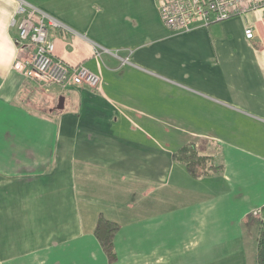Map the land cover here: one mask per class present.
I'll return each mask as SVG.
<instances>
[{"label":"crops","instance_id":"0c3cea01","mask_svg":"<svg viewBox=\"0 0 264 264\" xmlns=\"http://www.w3.org/2000/svg\"><path fill=\"white\" fill-rule=\"evenodd\" d=\"M19 1L0 0V264H259L264 10L175 33L161 0H24L66 24L50 28L56 56L103 78L63 89L16 67L28 57L11 26ZM170 76L194 92L193 122L219 110L221 130H181L221 173L193 177L174 158L184 139L173 147L166 125L144 122ZM102 214L120 225L114 263L95 235Z\"/></svg>","mask_w":264,"mask_h":264},{"label":"built area","instance_id":"2783aa9c","mask_svg":"<svg viewBox=\"0 0 264 264\" xmlns=\"http://www.w3.org/2000/svg\"><path fill=\"white\" fill-rule=\"evenodd\" d=\"M158 9L168 29L175 33H184L198 25L207 26L213 21L234 15L243 16L253 10H264V0H161ZM11 26L17 29L14 42L18 54H28L22 62H17L16 67L25 76L35 80L38 87H101L103 78L99 72L91 70L83 63L68 64L56 56L50 28H67L60 19L40 7L20 0ZM245 34L247 38H253L254 29L247 26ZM128 60V57L125 58V61ZM253 214L259 216L261 209L254 210Z\"/></svg>","mask_w":264,"mask_h":264},{"label":"rangeland","instance_id":"374dc122","mask_svg":"<svg viewBox=\"0 0 264 264\" xmlns=\"http://www.w3.org/2000/svg\"><path fill=\"white\" fill-rule=\"evenodd\" d=\"M220 22H215L214 21L211 23V25H216L219 24ZM218 28V26L216 27ZM201 43L200 46L203 45V47H205L206 45L209 46L206 42L199 40ZM183 49H186V44L185 42H182V47ZM183 56H188V55H183ZM171 57H168V60H170ZM182 57V59L180 58V60H184ZM188 59L186 58V61ZM171 61V60H170ZM144 69H141L142 71H152V72H156L159 75V70L150 66H144ZM164 75V74H163ZM165 77V76H164ZM171 78V79H169ZM167 79L162 77V80H159V82L161 83V97L156 94V92L151 89V94L148 97V102L146 104L147 108H150L149 110L147 108H145V110L147 111H151L148 113H152V115H155V117H149L144 121L146 124H150V126L154 127V125H158V126H167L168 130L165 136H163V134H160V137L164 140V137L166 139V142L168 144H171L173 147H175V145L178 143H180V141L183 140V144L188 143L190 140H188L190 138V134L185 132L183 133V131L181 129H185L187 131H191V129H197L198 127H195V123L200 124L201 127H199V129L201 131H206L204 130L205 124H207L206 122H208L211 125H214L215 128L218 129H222V124H218V120L221 119V116H217V112L219 110H215L216 113H213L212 118H207L206 120L204 118H197V121H194V118L192 117L191 111H190V99L191 97H193L194 92L185 89L184 87L180 86L181 82L176 81L175 77H169ZM166 80V81H163ZM162 84L164 86H162ZM162 98V99H161ZM161 99V100H160ZM161 103V108H163V115H160L158 111H153L151 109H157L158 108V104ZM218 104V103H216ZM219 106V105H216ZM162 112V111H161ZM221 114V113H220ZM150 123H149V122ZM164 121V123H163ZM231 122L234 123V120H231ZM122 124V123H121ZM194 125V126H193ZM169 126V127H168ZM151 127V128H152ZM203 128V129H202ZM158 135V134H157ZM198 135H202L204 136V132H202V134H198ZM218 135L221 136L220 133H218ZM237 139L238 140V134H236ZM188 137V138H187ZM177 139V140H176ZM201 146L200 148L203 149L204 146L202 145V143H200ZM214 146V145H213ZM202 151V150H201ZM203 152V151H202ZM209 152L210 151H206ZM254 215V214H253ZM255 218H259V216L254 215Z\"/></svg>","mask_w":264,"mask_h":264},{"label":"trees","instance_id":"16d2710c","mask_svg":"<svg viewBox=\"0 0 264 264\" xmlns=\"http://www.w3.org/2000/svg\"><path fill=\"white\" fill-rule=\"evenodd\" d=\"M174 158L183 162L189 173L196 178L218 174L224 169V164L218 161L215 155L200 151L194 141L180 146L175 151ZM257 221L259 222V235L256 255L258 263L264 264V206L261 208V214ZM119 229L120 225L115 220L103 214L99 216L95 227V235L110 263H114L118 259L114 238Z\"/></svg>","mask_w":264,"mask_h":264},{"label":"water","instance_id":"95a60500","mask_svg":"<svg viewBox=\"0 0 264 264\" xmlns=\"http://www.w3.org/2000/svg\"><path fill=\"white\" fill-rule=\"evenodd\" d=\"M61 101H62V99H61ZM58 108H60V109L63 108V105L58 106Z\"/></svg>","mask_w":264,"mask_h":264}]
</instances>
